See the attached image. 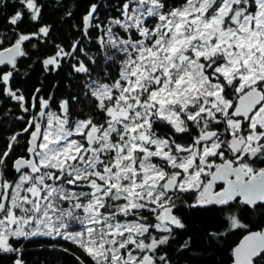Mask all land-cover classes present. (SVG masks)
Listing matches in <instances>:
<instances>
[{
  "label": "snow or ice",
  "instance_id": "6c2138e0",
  "mask_svg": "<svg viewBox=\"0 0 264 264\" xmlns=\"http://www.w3.org/2000/svg\"><path fill=\"white\" fill-rule=\"evenodd\" d=\"M50 7L0 0V113L20 124L0 137V264H27L37 237L77 264H174L180 202L264 205V0H88L67 45ZM32 55L65 95L16 86ZM227 219L245 230L232 264L264 261V228Z\"/></svg>",
  "mask_w": 264,
  "mask_h": 264
},
{
  "label": "trees",
  "instance_id": "16d2710c",
  "mask_svg": "<svg viewBox=\"0 0 264 264\" xmlns=\"http://www.w3.org/2000/svg\"><path fill=\"white\" fill-rule=\"evenodd\" d=\"M6 3H11L12 0H5ZM110 0H103L107 6ZM112 3L115 0H111ZM61 3L66 4L67 11H72L74 16L68 18L67 22L60 19L64 15V11L60 10L57 5V0H51V7L48 11V22H55L54 38L55 43L67 45L75 39L79 38V33L72 27L79 23L80 16L85 11L88 0H61ZM10 11V10H9ZM104 9H101L103 15ZM95 33H93V37ZM35 42V41H33ZM84 43L91 48L92 52L96 51L94 42L90 43L85 40ZM30 47V46H29ZM35 52V50H32ZM42 52L50 54V49L47 46L42 47ZM24 65L27 67L21 68V73L28 71V67L33 70L27 76L21 75L17 78V85L21 88H27L29 93L33 86L42 87V94L46 95L55 91L57 97H62L69 91V84L71 79H65L63 73L61 76L55 74L43 73L39 65L33 64L36 56L32 55L30 59L21 58ZM69 69L65 65L64 71ZM46 77V78H45ZM55 86V88H54ZM15 102H9L8 107H13ZM19 114L14 111L13 115ZM19 122H14L11 117L4 118V113H0V137L7 136L12 128H18ZM162 133L167 129H160ZM19 151V149L17 150ZM179 206H184V202H180ZM258 215L255 220L253 216L254 210H247L240 212V219L248 223L251 227H258L264 223V205H261ZM257 208V209H259ZM221 207L213 206L210 211H193L187 208H182L178 212L183 215L187 222L188 228L184 233V238L191 237V245L188 250L182 252H173L172 257L174 264H231V249L238 243L243 235L242 230H233L223 234V228L226 226V221ZM256 210V209H255ZM219 233L220 235L213 237L210 233ZM26 252L25 259L27 264H77L76 260L70 253L80 255L78 249L70 242L63 241L59 238L51 239L46 237L34 238L33 242H25ZM174 247H176L174 245ZM67 248L68 253L62 251ZM264 264V261H260Z\"/></svg>",
  "mask_w": 264,
  "mask_h": 264
},
{
  "label": "flooded vegetation",
  "instance_id": "af4514ba",
  "mask_svg": "<svg viewBox=\"0 0 264 264\" xmlns=\"http://www.w3.org/2000/svg\"><path fill=\"white\" fill-rule=\"evenodd\" d=\"M190 142V141H189ZM180 207V209H182V208H185L184 206H179ZM217 207H221V208H225V209H223V215H224V218H225V223H226V226L223 228V234L224 233H228V232H230V231H233V229H230V227H229V222H228V219H227V216H228V214L229 213H237L238 215H239V217H240V212H239V210L235 207V204L233 205V206H231V207H226V206H217ZM259 208V207H258ZM249 210H252V209H249ZM260 210V208L259 209H257L256 208V210H254V213L253 214H255L254 216H253V220H255L256 219V217H257V215H258V211ZM180 211V210H179ZM258 212V213H257ZM178 215H179V213H177ZM257 214V215H256ZM242 220V219H241ZM243 221V220H242ZM244 222V221H243ZM244 223H246V222H244ZM246 224H248V223H246ZM264 225V223H262V224H260V226H258V227H251L249 224H248V226H249V228L252 230V231H254V230H257V229H260L262 226ZM235 230H238V229H235ZM240 231L242 230V232H243V234H245V230L244 229H239ZM242 237V236H241ZM240 240V239H239Z\"/></svg>",
  "mask_w": 264,
  "mask_h": 264
},
{
  "label": "water",
  "instance_id": "95a60500",
  "mask_svg": "<svg viewBox=\"0 0 264 264\" xmlns=\"http://www.w3.org/2000/svg\"><path fill=\"white\" fill-rule=\"evenodd\" d=\"M261 228H264V225H263ZM261 228H260V229H261ZM260 229H257V230H260ZM257 230H254V231H257ZM241 238H242V237H241ZM241 238H240V239H241ZM238 242H239V241H238ZM234 247H235V246H234ZM231 264H232V263H231Z\"/></svg>",
  "mask_w": 264,
  "mask_h": 264
}]
</instances>
